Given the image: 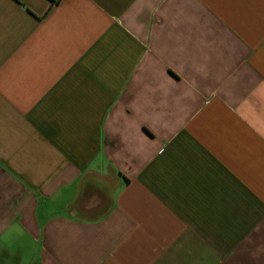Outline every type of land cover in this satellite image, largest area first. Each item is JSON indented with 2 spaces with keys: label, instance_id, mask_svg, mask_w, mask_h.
Returning <instances> with one entry per match:
<instances>
[{
  "label": "crops",
  "instance_id": "crops-1",
  "mask_svg": "<svg viewBox=\"0 0 264 264\" xmlns=\"http://www.w3.org/2000/svg\"><path fill=\"white\" fill-rule=\"evenodd\" d=\"M0 264H264V0H0Z\"/></svg>",
  "mask_w": 264,
  "mask_h": 264
}]
</instances>
